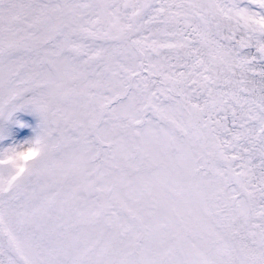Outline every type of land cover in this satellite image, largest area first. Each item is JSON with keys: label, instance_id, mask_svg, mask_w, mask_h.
<instances>
[{"label": "snow or ice", "instance_id": "1", "mask_svg": "<svg viewBox=\"0 0 264 264\" xmlns=\"http://www.w3.org/2000/svg\"><path fill=\"white\" fill-rule=\"evenodd\" d=\"M0 264H264V0H0Z\"/></svg>", "mask_w": 264, "mask_h": 264}]
</instances>
